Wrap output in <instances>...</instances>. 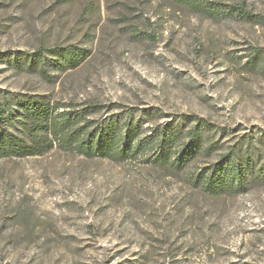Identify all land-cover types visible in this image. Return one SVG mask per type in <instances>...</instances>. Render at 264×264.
Segmentation results:
<instances>
[{
	"label": "rangeland",
	"instance_id": "374dc122",
	"mask_svg": "<svg viewBox=\"0 0 264 264\" xmlns=\"http://www.w3.org/2000/svg\"><path fill=\"white\" fill-rule=\"evenodd\" d=\"M43 49L80 57L47 54L62 65L50 68ZM26 99L50 111L18 118L41 152L0 159V264H264V0H0V100L27 114ZM88 105L102 109L48 148L54 113ZM129 108L137 153L111 157L128 118L110 156L64 145ZM171 132L166 152L153 135ZM228 153L225 180L238 188L210 194L207 169Z\"/></svg>",
	"mask_w": 264,
	"mask_h": 264
},
{
	"label": "trees",
	"instance_id": "16d2710c",
	"mask_svg": "<svg viewBox=\"0 0 264 264\" xmlns=\"http://www.w3.org/2000/svg\"><path fill=\"white\" fill-rule=\"evenodd\" d=\"M44 49L40 50V53L38 54L41 59L46 62L52 67H57V68H62V65L57 63L56 61L50 59L47 54H50V56L62 59L65 61H69V64H72V58L70 59V55L73 56V58L80 57L79 53L80 51H46L47 53H44ZM81 52H85L84 50H81ZM30 100H25L24 105L22 106L24 109H26L27 114L21 113V111H16L13 113L7 105L0 100V159L3 158H22L25 157L27 154L34 152H39L40 150L30 147L25 145L23 142V139L21 136L18 134L20 132L19 127H17V124L20 122L18 121V118L20 117H25L31 116L32 114H38V116L42 117L43 119L45 118V115H49L50 108L49 106L44 105V101L40 102H32L30 104ZM28 105V106H26ZM124 107L120 104H114L111 106L109 111L112 109H123ZM19 109V107H18ZM21 109V108H20ZM102 109L100 105H88L87 108L83 109L81 113H70L63 119H59L58 116L54 113V115L51 117L49 128H50V133L51 136L48 138L49 143H48V148H53L54 138H58L61 136V134L65 131L68 130L69 127L74 126L75 124H78L79 122H82L83 119L89 114H95L99 112ZM129 112L127 113L129 117H125V113H120L117 116V119L112 120L111 122H108L106 125L100 123L97 127H94L92 129V133L88 136V139H84V141L79 142V133L84 130L88 125L82 124L79 126L77 129V132L75 134L71 135L68 137V140L64 145H69V149L79 152L81 155H84L86 157L93 156L95 152L101 151L103 155L110 156L108 153L111 150V145L112 141L109 139L112 135H115V129L116 126L119 128L121 125V122L123 118H128V124L127 127L129 129L128 135L123 138V145H119L113 149V155L111 156L112 158L115 159H125L126 157H129L131 155L130 153H137L139 151V147L141 144V135L142 130L137 129L136 127V122H135V109L129 108ZM139 112V111H138ZM146 112V111H145ZM141 113V111H140ZM46 121L48 119H45ZM188 120L186 118H181V124H185ZM92 122V121H89ZM201 124V123H200ZM150 124H146V127H149ZM52 127V128H51ZM141 127L143 128L144 125L142 124ZM39 129V128H37ZM207 129H209L207 127ZM97 135V140L96 143H94V137ZM202 132L203 129L202 127L198 124L194 128L190 130L188 133V143L186 146V150L183 154L184 158H192V156L196 152V147H198L200 143V138L202 137ZM151 133V132H149ZM148 133V134H149ZM148 134L144 135V138L148 136ZM101 135V136H100ZM140 136V137H139ZM154 138H159V143L163 149V146L166 145V152H169L171 150V146L175 145V136L172 134H166V133H160V134H154ZM142 139V140H143ZM148 139V138H147ZM136 144V145H135ZM236 148V147H235ZM238 148V147H237ZM41 152V151H40ZM112 153V152H111ZM230 153L226 154L223 156V158L220 160L218 164H216L213 167H210L207 169V185L203 188L205 191L209 192L210 194L216 195L217 189L220 188V186L224 183L226 184L227 192H234L237 190L238 187H236L233 183H228L226 179V174L227 171L226 169L229 166V161H230ZM160 166H167L168 164L167 159L162 158L157 163ZM175 169L179 167H173ZM264 168V167H263ZM260 169V176H264V169ZM243 171V170H242ZM241 171V172H242ZM248 174H251L252 171L248 170ZM199 175H202L203 177V172L200 173ZM200 177V179L202 178ZM263 180V179H261ZM260 180L257 179L256 177L252 178L249 180L247 183L248 186H252L253 184L259 182ZM196 183L200 184V180H197ZM200 186H202L200 184ZM219 187V188H218ZM217 188V189H216Z\"/></svg>",
	"mask_w": 264,
	"mask_h": 264
}]
</instances>
